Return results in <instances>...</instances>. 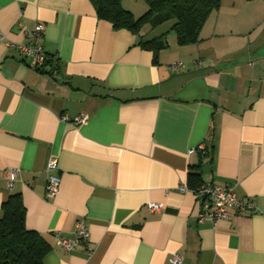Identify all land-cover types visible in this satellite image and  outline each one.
I'll return each mask as SVG.
<instances>
[{
  "label": "crops",
  "instance_id": "0c3cea01",
  "mask_svg": "<svg viewBox=\"0 0 264 264\" xmlns=\"http://www.w3.org/2000/svg\"><path fill=\"white\" fill-rule=\"evenodd\" d=\"M122 2L135 17L147 9ZM36 23L56 59L42 70L7 43H28ZM0 35V218L20 193L27 228L50 243L45 264H171L174 253L182 264H264V0H221L197 43L171 31L158 54L99 18L91 0H0ZM12 168L11 188L2 172ZM193 171L234 185L259 212L200 222ZM80 220L89 244L67 251L57 236L75 239Z\"/></svg>",
  "mask_w": 264,
  "mask_h": 264
},
{
  "label": "trees",
  "instance_id": "16d2710c",
  "mask_svg": "<svg viewBox=\"0 0 264 264\" xmlns=\"http://www.w3.org/2000/svg\"><path fill=\"white\" fill-rule=\"evenodd\" d=\"M91 1L99 18L111 21L115 28H126L138 34L141 46L155 54L168 47L167 35L171 31L180 45L197 43L205 22L221 5V0H143L147 9L135 17L124 7L122 0ZM147 25L151 31L166 26L159 35L147 38L142 34ZM201 183L200 172L189 173V188L195 191ZM25 218L21 194H11L3 205L0 218V264H45L50 243L45 236L28 229Z\"/></svg>",
  "mask_w": 264,
  "mask_h": 264
},
{
  "label": "built area",
  "instance_id": "2783aa9c",
  "mask_svg": "<svg viewBox=\"0 0 264 264\" xmlns=\"http://www.w3.org/2000/svg\"><path fill=\"white\" fill-rule=\"evenodd\" d=\"M43 31L44 24L36 23L32 28L25 30L29 38L28 43H11L7 41L8 44L14 45L21 55L28 57L30 66L37 70H42L46 65L52 62L55 63L56 60L55 57L49 54L44 48L43 41L41 40ZM0 38L4 39L5 37L0 35ZM52 73L57 75V69L53 68ZM62 119H66V116L64 115ZM88 120L89 115L86 113L77 116L75 119L78 124L86 123ZM198 148L202 150L205 148V145L202 144ZM58 169V158L56 156H51L46 167L48 175L46 196L48 198H54L59 192L61 177L58 174ZM18 171V168H12L8 171L4 170L2 172L8 175L9 186L11 188L14 186ZM181 188L182 190H186L187 186L182 185ZM194 192L201 199V211L198 216L200 222L210 220L211 222L216 223L219 220L229 219L231 210H235L239 214L245 212H259L255 203L247 197L240 196L236 191L235 186L232 184H216L206 182L202 183ZM147 208L150 212L154 213L159 212L162 205L157 202H149L147 204ZM89 239V227L85 220L77 222L75 239L65 238L60 235L57 236L58 244L67 251L77 249L81 242L88 245ZM91 252L92 249L88 246V253ZM182 262V254L174 253L172 255L171 264H182Z\"/></svg>",
  "mask_w": 264,
  "mask_h": 264
}]
</instances>
